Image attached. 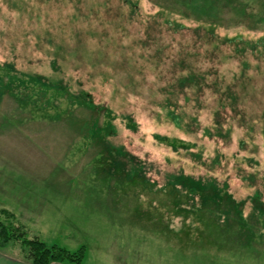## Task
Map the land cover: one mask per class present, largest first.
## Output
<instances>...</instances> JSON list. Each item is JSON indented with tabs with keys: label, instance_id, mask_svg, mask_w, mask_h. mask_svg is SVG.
<instances>
[{
	"label": "rangeland",
	"instance_id": "374dc122",
	"mask_svg": "<svg viewBox=\"0 0 264 264\" xmlns=\"http://www.w3.org/2000/svg\"><path fill=\"white\" fill-rule=\"evenodd\" d=\"M0 207L137 264H264V0H0Z\"/></svg>",
	"mask_w": 264,
	"mask_h": 264
},
{
	"label": "trees",
	"instance_id": "16d2710c",
	"mask_svg": "<svg viewBox=\"0 0 264 264\" xmlns=\"http://www.w3.org/2000/svg\"><path fill=\"white\" fill-rule=\"evenodd\" d=\"M84 128L87 130L88 125ZM93 136L94 134H91V137ZM99 139V142L103 144V139ZM200 188L201 195L206 194L211 201L210 195L202 187ZM12 241L19 244L21 257L32 264H52L53 262L83 264L86 250L84 245L69 249L57 243L48 244L38 234L32 233L25 224L17 222L10 210L0 207V249Z\"/></svg>",
	"mask_w": 264,
	"mask_h": 264
},
{
	"label": "crops",
	"instance_id": "0c3cea01",
	"mask_svg": "<svg viewBox=\"0 0 264 264\" xmlns=\"http://www.w3.org/2000/svg\"><path fill=\"white\" fill-rule=\"evenodd\" d=\"M132 225L135 224V221H132ZM127 225H131V221L128 222ZM95 232V231H94ZM118 234L116 235V241H126L127 238H129L128 241H131V238H136L135 236L137 233H133L135 231H131L129 229H124V230H116ZM125 232V233H124ZM104 230H101L100 232H96L95 238H96V243L95 245L93 244L91 246L86 245V251H85V256L83 259V264H137L136 261V256H132L133 252H136L137 247L134 245H131L129 243H123V244H117L119 249H125L128 251V256L123 257L121 259L117 258V254L112 251V255L109 254L108 252V245L106 246V242L108 238L104 234ZM149 237L152 239V230L148 233ZM117 236H119V239H117ZM144 236H146V233H144ZM144 239H147V237H144ZM149 239L148 242V250H152L151 242L152 240ZM146 241V240H145ZM95 249V252L92 250ZM141 250H147V244L144 243L141 245ZM157 252H160V246H157ZM157 264H160V260L156 261ZM0 264H32L29 260H26L22 257L16 256V255H10L7 254L4 250L0 249ZM52 264H70L68 262H53ZM146 264H153L152 260L147 261Z\"/></svg>",
	"mask_w": 264,
	"mask_h": 264
}]
</instances>
